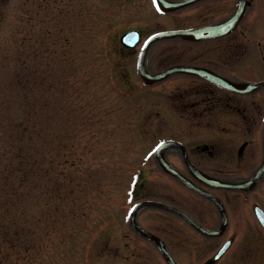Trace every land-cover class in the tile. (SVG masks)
<instances>
[{
	"label": "rangeland",
	"instance_id": "374dc122",
	"mask_svg": "<svg viewBox=\"0 0 264 264\" xmlns=\"http://www.w3.org/2000/svg\"><path fill=\"white\" fill-rule=\"evenodd\" d=\"M256 1L259 23H249L241 38L245 54L228 57L231 70L251 78L264 76V69L252 70L264 56V0ZM194 13L160 14L152 0H0V264H168L127 219L135 176L145 196L174 186L152 163L168 128L166 85L141 84L136 50H123L119 35L136 28L144 38L194 24ZM223 45L161 40L150 45L146 63L155 70L199 47L222 49L217 57L226 58ZM208 122L197 126L199 141L210 139ZM260 123L250 121L248 137L256 140L243 165L214 170L239 176L254 169ZM238 124L245 127L238 119L219 121L220 159L228 161L246 136L223 130ZM215 192L229 203L232 226L223 235L193 233L149 208L137 220L172 242L180 264H204L231 233L233 246L214 264H264V232L253 212L264 204V183L247 201L235 191Z\"/></svg>",
	"mask_w": 264,
	"mask_h": 264
},
{
	"label": "flooded vegetation",
	"instance_id": "af4514ba",
	"mask_svg": "<svg viewBox=\"0 0 264 264\" xmlns=\"http://www.w3.org/2000/svg\"><path fill=\"white\" fill-rule=\"evenodd\" d=\"M152 1L155 10L160 14L167 15L181 13L188 9L194 8L196 13H194L193 16H195L196 19H200L199 22L194 24L163 28L160 30H186L204 28L226 21H234V23H231V26L226 25L224 29L226 32L219 35L208 36L196 40L184 39L179 36L162 39L184 44L220 41V43H224L223 46L227 44V47H221L226 51L224 53L226 58L217 57L218 53L222 51V49L217 47H199L192 51L183 50V53H179L180 50L173 49L174 53H179L177 55H190L191 58L187 60L180 58L168 59V61L161 68L155 70L151 67H148L147 64V68L151 73H157L175 65L198 67L201 71L199 73L173 71L168 73L160 80H154L153 82L146 83L137 70V55L144 41L142 32L140 42L135 47L122 46L123 50H136V72L139 76L141 84L144 87L154 89L156 87L158 88L160 85H166L164 92L165 96L163 98L164 116L168 120V128L166 129V133L164 134L163 138L159 139L154 144L152 151V163L153 166L159 168L174 183V186L171 183V186H166V192H163L162 195L151 194L149 196H145L140 192H137V189H139V185L141 184L139 176H137L135 178L132 191L130 192L133 201L130 203L129 209L135 202L140 200H158L184 210L197 222L206 227L215 228L219 226L221 222V215L215 201L212 198L188 186L173 172L163 169L158 156L163 157L165 161L180 174L184 175L196 185L220 197L227 211L228 218L227 228L221 234L223 235L231 229V214L228 209V198L218 194L215 192V190L238 192L239 194H242L244 201L248 200V194L250 191L230 190L211 186L206 182V180L201 179L200 172L202 171L208 176L219 178L221 180L241 181L250 177L257 167L261 165L264 157L262 138L264 131V108L261 107L262 103L264 102V86L248 90L246 92H238L221 86L216 81H214L213 78H222L235 83H258L264 81V76L261 78H251L242 76L238 72L231 70V65H234L235 62H230V59L228 58L234 56L235 54H245L246 48H241V38H244L247 35L249 23H259V6H257L256 0H218L216 2L213 0H185L187 2L174 10L159 11L157 10V2L154 3V0ZM189 17L190 16L184 17V19ZM170 52L171 50L168 51V56H171ZM260 55L261 56L259 59L256 60L257 63L255 61V64H252V70L254 74H256L258 71H261V69H264V56L262 54ZM230 119H238L243 121L245 127H241L240 124H238L236 128L231 127L229 129L223 130H226V132L230 135L235 136L236 133L238 134L239 132V134H246V136L241 139L236 152H233V154L229 156V160L226 161V159H220V152L216 143L214 142H216L215 138L219 134V129L217 127L219 121ZM253 119L261 120L258 133V135H261L259 136V144L255 145L256 151L252 150V155L254 158L259 156V160L254 169L249 171L248 175L239 176L229 175L214 170L216 168L223 169L233 165L242 166L243 162L246 161V158H249L247 156V148L254 140H256L254 138L252 139L248 137V133L250 131H254L255 129L250 125V121ZM202 120L210 121L206 127V130L208 131V137L210 139L203 142L199 141V138L196 135L197 126L200 125V121ZM161 141H166L168 143L160 152H158L157 156L154 153V149ZM248 155L250 156V153ZM261 183H264V175L258 181L257 186ZM226 195H228V193ZM255 205H253L254 216L264 232V227L255 214ZM260 206L264 210V204H260ZM144 208L153 209L158 212H165L169 217H173L174 219H177L179 222L189 227L193 233L204 235L198 231L184 216L170 208H164L159 205H147L141 207L138 211V214ZM165 223L168 224L166 225V231H171L172 227H170V222L168 221L167 223L166 221ZM139 224L143 226L140 222ZM130 229L138 236L147 239L138 233L134 228H132V226H130ZM163 239L172 252V242H170L167 237H164ZM227 240H229L230 243L224 254L230 249V247L233 246L235 234L231 233L225 241Z\"/></svg>",
	"mask_w": 264,
	"mask_h": 264
},
{
	"label": "water",
	"instance_id": "95a60500",
	"mask_svg": "<svg viewBox=\"0 0 264 264\" xmlns=\"http://www.w3.org/2000/svg\"><path fill=\"white\" fill-rule=\"evenodd\" d=\"M159 2V7L163 10H174L178 7H180L181 5H183L185 2L187 1H170V0H158ZM238 15V14H236ZM235 15V16H236ZM231 21V20H229ZM231 23H234V21L232 22H223V23H219L216 25H212L209 27H204V28H194V29H186V30H171V31H160L157 32L153 35H151L149 37V39L145 42L144 46L142 47L139 56H138V72L141 75V77L143 78V80L146 83H150L153 82L154 80H160L163 77H165L168 73L173 72V71H183V72H201L200 69L198 67H194V66H187V65H175L172 67H169L161 72L158 73H150L147 69L146 66V61H145V56H146V52L147 49L149 47V45L158 39H164V38H174V37H181L184 39H190V40H196V39H200V38H205L208 36H214V35H219V34H223L226 32L225 27L227 26H231ZM140 38V33L137 30H132V31H128L126 33H124L121 36V41L123 43H125L126 45L129 46H134ZM214 81H216L218 84H220L221 86H224L230 90H235L238 92H246L248 90H252L255 88H260L264 86V81L262 82H258V83H235L232 82L230 80H226V79H222V78H217L214 77L213 78ZM168 142L165 143H161L158 146V149L160 150L162 147H164ZM263 146H264V133H263ZM159 150L157 152H159ZM159 157V156H158ZM161 166L163 169L171 171L175 174H177L179 177H181V179L188 184L190 187L194 188L195 190H197L198 192L203 193L204 195L209 196L210 198H212L216 205L218 206L220 212H221V223L219 225L218 228L215 229H208L203 227L202 225H200L199 223H197L190 215H188L185 211L160 202V201H156V200H143L140 202H137L131 209L130 211V223L133 226V228L139 232L140 234H142L143 236L149 238L150 240L154 241L156 246L158 247V249L160 250L161 254L163 255L164 259L169 263V264H178V262L173 258L172 254L170 253V251L168 250L164 240L159 237L158 235L144 229L143 227H141L137 220H136V214H137V209L141 206V205H159L161 207L164 208H170L178 213H180L182 216H184L192 225H194L199 231H201L202 233L209 235V236H216L221 234L227 225V215H226V211L225 208L223 206V203L221 201V199L214 195L213 193L197 186L196 184L192 183L190 180H188L187 178H185L183 175H181L177 170H175L174 168H172V166H170L163 157H159ZM264 174V159L263 162L261 164V166L248 178L245 179L243 181H229V180H221L218 178H214L211 176H208L207 174H205L204 172H200V176L202 180H206V182L209 185L212 186H216V187H224V188H229V189H243V190H250L253 189L256 185L257 182L259 181V179L263 176ZM255 211L256 214L260 220V222L262 223V225L264 226V211L258 206H255ZM227 243H225L220 249L219 251L212 257L210 258L206 264H213L225 251L226 247H227Z\"/></svg>",
	"mask_w": 264,
	"mask_h": 264
},
{
	"label": "snow or ice",
	"instance_id": "6c2138e0",
	"mask_svg": "<svg viewBox=\"0 0 264 264\" xmlns=\"http://www.w3.org/2000/svg\"><path fill=\"white\" fill-rule=\"evenodd\" d=\"M154 3H155V0H154Z\"/></svg>",
	"mask_w": 264,
	"mask_h": 264
}]
</instances>
